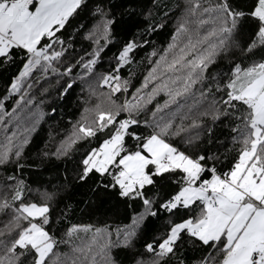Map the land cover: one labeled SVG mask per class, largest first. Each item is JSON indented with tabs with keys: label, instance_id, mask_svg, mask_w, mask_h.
Here are the masks:
<instances>
[{
	"label": "snow or ice",
	"instance_id": "6c2138e0",
	"mask_svg": "<svg viewBox=\"0 0 264 264\" xmlns=\"http://www.w3.org/2000/svg\"><path fill=\"white\" fill-rule=\"evenodd\" d=\"M145 8L98 71L117 23L106 0H0V69L17 66L0 99V264H125L121 254L126 264H264V0ZM82 13L92 28H73ZM172 19L170 42L146 54L147 75L128 99L133 73L122 70ZM53 79L60 97L80 87L82 111L37 158L71 160L74 181L93 180L124 207L119 222H74L66 206L60 235L50 230L67 176L34 195L25 150L46 115L31 90Z\"/></svg>",
	"mask_w": 264,
	"mask_h": 264
},
{
	"label": "trees",
	"instance_id": "16d2710c",
	"mask_svg": "<svg viewBox=\"0 0 264 264\" xmlns=\"http://www.w3.org/2000/svg\"><path fill=\"white\" fill-rule=\"evenodd\" d=\"M106 3L115 14L117 23L113 29L112 43L102 53V61L97 66L98 71L107 70L109 68V59L117 52V49L122 46L124 41L132 38L133 33L137 31V26L143 21L141 12L146 11L145 5L149 4V0H106ZM89 15L82 13L79 22L73 21V28L79 27L80 22L86 24L87 28H92L95 21L89 19ZM165 25L164 28L159 29L156 33L147 37L150 42L149 45L138 49L134 56V64L122 70V76L124 78L129 77V69L133 73L127 94L128 99H131L132 93L141 86L144 76L147 75L150 65L145 58L146 54L151 53L154 48L162 51L170 42L171 35L174 31L175 20L166 21ZM73 28H68V32L71 33ZM75 39L78 49L83 46L85 49L90 50L89 41H84L81 37H76ZM16 71V65H12L7 69H0V99L4 97L7 84ZM34 75L38 77L40 73ZM44 88H48L47 93H43ZM31 91L37 102L43 100L41 108L46 115L40 121L36 131L32 133L30 144L25 150L26 162L33 165L32 168L25 169L28 182L34 189L35 195V190L43 191L45 188L51 190L53 184L65 183V176H67V186L60 192L51 210V219L54 227L50 230L56 231L62 228L63 220L60 214L66 210V206H70L71 210L69 215L70 219L74 222L108 221L111 223L113 220L119 222L123 219L124 207L119 205L110 193L100 189L93 191V188L96 187L93 180H89L87 184L74 181L72 172L74 164L71 160H56L53 158L50 161H41L37 158V155L42 150H45L46 144L49 150H54L55 146L70 131V122H75L80 117L82 111L80 104L82 93L80 87L75 86L69 94L60 97L55 87V80L53 79L51 86L41 80ZM17 98L12 97L5 102L7 111H11L15 107V100ZM124 99L125 96L120 95V102H123ZM164 100L165 97L163 95L157 96L149 107L154 108L157 103L163 104ZM53 109H55L54 112ZM219 131L217 129L218 133ZM2 139L3 133L0 131V140ZM220 139H224V137L220 136ZM180 146L183 147V145ZM205 146L210 147L212 151H215L219 147L218 145L208 146L207 141H205ZM82 148L83 146H81V150ZM220 151L223 152L224 149L221 148ZM74 158L78 159L79 157L77 155ZM66 168L68 169L67 172H65ZM8 171L10 172L11 169H8ZM0 174H4L3 169H0ZM36 198L38 199L39 197L36 196ZM4 220H6V217L0 215V221ZM155 231L156 227L153 226L152 232ZM56 234L60 235V232L56 231ZM192 255L193 253L189 251L188 257L191 258ZM120 259L125 260L126 264V256L121 254Z\"/></svg>",
	"mask_w": 264,
	"mask_h": 264
}]
</instances>
